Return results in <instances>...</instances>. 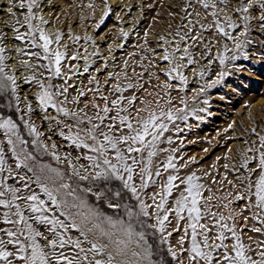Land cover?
<instances>
[{"label": "rangeland", "instance_id": "obj_1", "mask_svg": "<svg viewBox=\"0 0 264 264\" xmlns=\"http://www.w3.org/2000/svg\"><path fill=\"white\" fill-rule=\"evenodd\" d=\"M244 2L246 4L247 0ZM7 6V0H0V48L4 49L0 55L4 56L5 72L16 78L19 104L12 95L11 87L6 93H0V117L12 116L20 124L22 136L29 141V150L34 151L32 137L23 129L19 118L27 113V105L31 104L33 112L30 118L38 131L43 133V142L49 147L56 144L61 156L66 152H71L73 156L77 154V150L59 135L63 124H72V119L57 113L55 108L42 110L39 107L35 97L41 91L40 83L45 86L51 84L50 91L53 93L68 87L67 93L56 99L63 102V107L80 115H94L96 109L92 108L93 103L103 108L101 97H106L109 107H112L110 102L121 95L125 97L121 106L128 108L134 126H137L139 117L148 115L147 111L137 113V109L147 108L158 116L161 110H171L176 118L170 121L161 118L159 121L167 125V130L157 141V155L153 157L152 171L155 173L159 168L161 175L153 176L156 185H150L142 198L152 204L149 197L160 191V186L169 175L182 180L195 174L197 183L204 186L199 207L202 214L206 209L209 212L202 215L199 223L207 224L209 235L214 237L217 232L215 219L223 216V223L234 226L242 243L252 249L246 254L253 260H259L264 244L258 245L257 242H264V232L256 233L251 229L264 228V224L260 219H251L259 209L253 207L254 197L245 193L248 181H244L243 185L240 181L247 175L254 183L255 175L250 170L256 168L259 151L255 150L260 149L259 138L264 136V21L259 20L264 15V8L259 4L250 8L248 30L245 36H241L240 33L245 30L241 16L245 14L233 11L238 6V0H225V3L217 0L221 23L225 24L227 16L238 25L236 29L225 28L234 37L228 39L218 35L215 27H208L212 24L213 10L203 9L197 0H36L31 21L36 31L31 36L23 20L27 9L19 10L17 17H10L6 12ZM17 18L20 23H15ZM201 24L205 25L204 29ZM190 27L192 31H189ZM39 30L53 37L48 54L39 47L43 43L39 39ZM17 34L22 39L17 40ZM58 35L59 41L56 39ZM194 35L199 39L193 41L191 37ZM32 36L37 46H33ZM180 36L185 39L181 40ZM234 41H243V44L236 48ZM185 48L188 49L187 54L184 53ZM58 49L65 54L61 60L60 76L54 74L53 67H45L49 65L51 53ZM165 52L170 55L171 64L163 59ZM221 53L225 56L224 64L218 58ZM233 56L235 59H232ZM189 58L193 63H188ZM176 65H180L177 72L169 74L168 70ZM177 73H182L187 82L182 83ZM33 77L35 79H31ZM117 84L125 91L114 92ZM128 84L133 87L127 88ZM132 96L136 99L129 106L127 100ZM73 98H77L75 102ZM16 107L20 108V113L15 112ZM115 114V110L109 113L110 116ZM45 116L52 119H44ZM24 118L29 119V116ZM57 120L61 121L59 126ZM63 130L67 132L66 128ZM146 139L150 140L151 136ZM0 141H3L2 133ZM250 148L254 151H248ZM6 155L8 163L14 168L15 161L7 150ZM170 155L175 168L165 171L163 165ZM246 158L249 166L241 167ZM39 159L52 167H65L48 155ZM17 171L31 175L26 170ZM9 183L22 187L18 180H9ZM174 183L180 187L169 197L167 207L186 187L180 184V180ZM31 187L50 206V201L39 189L35 185ZM238 194L244 195V199L237 200ZM209 196L212 197L210 201L207 200ZM130 203L135 205L136 201ZM102 210L110 215H123L122 211L114 213L106 206H102ZM154 211L153 206L150 212ZM210 213H216V217ZM49 215L58 216L59 213L49 212ZM182 216L185 219L177 227L176 217L170 212L163 234L153 227L156 223L153 215L140 218L143 226L141 223L134 224L137 231L144 233L156 264H181V261L189 264L187 253L181 252L177 243L185 234L187 225V212ZM229 216L234 219H229ZM169 232L171 236H168ZM190 232L188 229L184 248L189 246ZM72 234L76 235L74 230ZM225 235L228 238L224 243L231 249L234 240L231 233L226 232ZM162 236L168 237L167 243L162 242ZM198 239L203 237L198 236ZM170 247L177 253L175 260L169 253ZM223 251L219 249L213 255Z\"/></svg>", "mask_w": 264, "mask_h": 264}, {"label": "snow or ice", "instance_id": "obj_2", "mask_svg": "<svg viewBox=\"0 0 264 264\" xmlns=\"http://www.w3.org/2000/svg\"><path fill=\"white\" fill-rule=\"evenodd\" d=\"M197 2L203 9L213 10L212 24L208 27H215L216 33L220 36L234 39L225 28L236 29L238 25L227 16L224 18L225 24L221 23L218 18L217 0ZM35 3L36 0H7L6 12L10 17H17L19 10L27 9L23 20L28 25L30 36L36 31L31 23ZM219 3H225V0H219ZM257 4L264 8V0H247L246 4L244 0H238V6L233 9L237 13L245 14L241 16L245 29L240 33L241 36H245L248 30L250 16L247 14L250 8ZM196 15L199 16V13ZM259 20L264 21V15H261ZM15 23H20V20L17 18ZM189 24H192V21H189ZM200 27L204 29L205 25L201 24ZM189 31H192L191 27ZM176 34L180 35L179 32ZM15 38L22 39L19 34ZM39 39L43 41L39 47L48 54L52 41L43 30H39ZM56 39L59 41V35ZM180 39L184 40L185 37L180 36ZM191 39L196 41L199 37L194 35ZM32 42L33 46H37L34 36ZM234 42L236 48L243 44V41ZM176 50L178 51L179 47ZM227 50L225 46V51ZM3 51L4 49L0 48V53ZM184 53H188L187 48L184 49ZM64 55L60 51L51 53L52 58L45 67H53L54 74L60 76V65ZM218 58L220 63L224 64L223 53ZM163 59L169 61V64L172 62L167 52ZM183 59L181 56V60ZM232 59H235V56ZM188 63H193V60L189 58ZM179 67L180 65H176L170 68L168 73L177 72ZM4 68V56L0 55V93H6L11 87L12 95L19 104V97L16 96V78L8 75ZM177 78L182 83L187 82L182 73H177ZM39 86L41 91L35 97L39 107L42 110L55 108L57 113L72 119V124H63L59 135L77 150V154L73 156L71 152H66L61 156L56 144L49 147L43 142L41 139L43 133L38 131L30 118L33 112L31 104L27 105V113L21 114L19 119L28 136L32 137L31 145L34 151L29 150V141L22 136L20 124L12 116L0 117V133L3 134V141H0V264H156L144 233L137 231L134 224L141 223L143 226L140 218L153 215L156 221L153 227L163 234L166 222H169V213H174L178 227L180 221L185 219L182 216L185 211L187 212L185 234L177 243L180 251L187 253L189 264H264V250L259 252V260H253L246 254L252 249L242 243L234 226L229 227L227 223H223L225 219L223 216L215 219L217 232L214 237L209 235L207 224L199 223L202 215H208L209 212L206 209L202 214L199 207L201 189L204 186L197 183L198 177L195 174L182 180L178 176L169 175L166 182L160 186V191L149 197L152 204L146 203L142 198L150 185H156L153 176L161 175L159 168L155 173L152 171L153 157L157 155V141L167 130V125L159 121L161 118L169 121L176 118L171 110L167 112L161 110L158 116L153 110L137 109V113L147 111L148 115L139 117L136 120L137 126H134L128 108L121 106V102L125 100L123 95L110 102L112 107H109L106 97H101L104 100V107L100 108L93 103L92 108L96 109V112L89 116L71 111L62 106V101H57L56 97L66 94L68 87H64L62 92L58 89L53 93L50 91L51 84L45 86L44 83H40ZM126 87L132 88L133 85L128 84ZM123 91L125 89L119 84L114 87V92ZM80 95L83 96L84 93L81 92ZM76 99L73 98L74 102ZM135 99V96L128 98V105L132 106ZM113 110L116 114L110 116L109 113ZM15 112L20 113V108L16 107ZM80 112H84V109H80ZM25 115H28L29 119H25ZM44 119L52 117L45 116ZM56 123L59 126L61 121L57 120ZM65 128L67 132L63 130ZM149 136L151 139L147 140L146 137ZM259 141L260 149H264V136H261ZM260 149L255 150L259 151L256 168L250 170V173L255 175L254 183L247 175L240 183L243 185L244 181H248L245 193L249 197H254L253 207L259 209L251 219H260L264 224V151ZM6 150L15 161L14 168L8 163ZM248 151L254 149L250 148ZM45 155L51 156L65 167L62 169L43 163L39 157ZM172 161L173 157L168 156L167 162L163 165L165 171L175 168ZM248 166L249 160L246 158L241 167ZM17 170H26L31 175L21 174ZM9 180H18L22 187L14 186ZM177 180L186 187L180 191L172 205L167 207L169 197L180 187L174 183ZM32 185L50 201V206L32 190ZM211 199V196L207 197V200ZM236 199H244V195L238 194ZM132 200L136 201L135 205L130 203ZM102 206L113 210L114 213L122 211L123 215H110L102 210ZM153 206L155 211L150 212ZM49 212H58L59 215H49ZM210 215L216 217V213ZM229 219L234 217L229 216ZM245 220H248V217H245ZM188 229L191 230L189 246L184 248L185 240L189 236ZM73 230L76 235L72 234ZM251 230L256 233L264 232V228L261 227H253ZM226 232L231 233L234 240L231 249L224 243L228 238ZM168 236H171V232ZM198 236L203 239H198ZM167 239V236H162L163 243H167ZM219 249L224 251L214 256L213 253ZM169 253L174 260L177 259V253L171 247Z\"/></svg>", "mask_w": 264, "mask_h": 264}, {"label": "bare ground", "instance_id": "obj_3", "mask_svg": "<svg viewBox=\"0 0 264 264\" xmlns=\"http://www.w3.org/2000/svg\"><path fill=\"white\" fill-rule=\"evenodd\" d=\"M5 5H6V4H5ZM4 9H5V8H4ZM4 12H5V11H4ZM9 26H11V24H9ZM45 34H47V33H45ZM47 35H48L49 39L52 40L53 37H51L49 34H47ZM57 51H59V49H58ZM258 79H259V78H258ZM21 91H22V90H21Z\"/></svg>", "mask_w": 264, "mask_h": 264}]
</instances>
